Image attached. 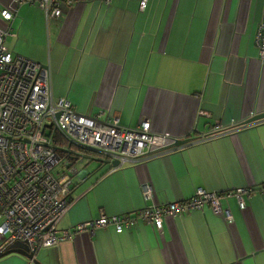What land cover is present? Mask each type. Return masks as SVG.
Listing matches in <instances>:
<instances>
[{
  "label": "crops",
  "instance_id": "0c3cea01",
  "mask_svg": "<svg viewBox=\"0 0 264 264\" xmlns=\"http://www.w3.org/2000/svg\"><path fill=\"white\" fill-rule=\"evenodd\" d=\"M140 3L86 0L46 16L34 3L0 0V8L15 11L8 49L49 67L54 98L65 96L79 113L103 121L134 127L148 118L157 133L191 138L115 169L97 153L71 148L82 155L58 166L75 172L72 203L56 227L100 213L133 215L197 187L253 188L243 208L235 196L221 198L231 221L206 206L164 218L159 229L138 219L121 231L112 224L81 231L34 256L41 264H264V119L243 124L264 111V58L255 42L264 0ZM142 181L152 187L146 199ZM0 264L37 263L11 252Z\"/></svg>",
  "mask_w": 264,
  "mask_h": 264
},
{
  "label": "built area",
  "instance_id": "2783aa9c",
  "mask_svg": "<svg viewBox=\"0 0 264 264\" xmlns=\"http://www.w3.org/2000/svg\"><path fill=\"white\" fill-rule=\"evenodd\" d=\"M19 1L38 5L46 16H59L63 5L86 0ZM146 1L141 0V8ZM14 15V10L0 8V17L5 20L0 24V249L13 242H23L35 254L39 248L72 239L81 231L92 235L97 227L108 224L121 231L138 219L159 229L164 218L206 206L231 221L229 209L221 204L223 196H235L238 206H245V196L253 188L250 184L223 191L197 187L187 198L145 205L133 215L100 213L70 228H57L58 220L72 203L70 190L75 172L71 164L58 171L66 158L60 147L79 146L107 160H116L111 166L115 169L174 148L160 149L174 138L155 132L148 118L141 119L134 127L124 126L116 118L103 121L97 115L79 113L65 96L54 98L49 67L28 56L13 55L5 43V37L14 34L11 25ZM255 42L264 58V11ZM262 183L260 190L264 195V175ZM140 188L144 199L151 197L148 181H142Z\"/></svg>",
  "mask_w": 264,
  "mask_h": 264
},
{
  "label": "water",
  "instance_id": "95a60500",
  "mask_svg": "<svg viewBox=\"0 0 264 264\" xmlns=\"http://www.w3.org/2000/svg\"><path fill=\"white\" fill-rule=\"evenodd\" d=\"M263 119H264V111H260V112H256L255 114H252L251 116H249L246 120L243 121V124H247V123H250V122L259 121V120H263ZM190 141H191V138H174L171 142L163 145L162 148H160V149H168V148H171V147L180 146V145H182L184 143H187V142H190ZM79 155H82V154L78 153V152L77 153L73 152L72 157H77ZM106 161L110 162L112 165H115L117 163L116 160H106ZM91 171H94V170H91ZM25 245L26 244L23 243V242H13L11 244H7L5 247L0 249V257L4 256L6 254H9L11 252H15V253H19L21 255H24L29 260H31V261H33V262H35L37 264H41L40 262H38L36 260L34 254L30 253L25 248Z\"/></svg>",
  "mask_w": 264,
  "mask_h": 264
},
{
  "label": "trees",
  "instance_id": "16d2710c",
  "mask_svg": "<svg viewBox=\"0 0 264 264\" xmlns=\"http://www.w3.org/2000/svg\"><path fill=\"white\" fill-rule=\"evenodd\" d=\"M70 146V145H69ZM72 147V146H71ZM74 148V147H73ZM77 148H79V150L81 151V152H84V153H91V151L90 150H87V149H83V148H80L79 146H77ZM75 149V148H74ZM59 150H60V152H62V156L64 157V156H66V157H69L70 155H71V153L69 154V150L70 149H65V148H62V147H60L59 148ZM74 152V151H73ZM77 152V151H76Z\"/></svg>",
  "mask_w": 264,
  "mask_h": 264
},
{
  "label": "rangeland",
  "instance_id": "374dc122",
  "mask_svg": "<svg viewBox=\"0 0 264 264\" xmlns=\"http://www.w3.org/2000/svg\"><path fill=\"white\" fill-rule=\"evenodd\" d=\"M74 148L76 149V150H79V148H77V146H74ZM93 154H95V152H92ZM82 157H78V159L77 160H79V159H81ZM76 160V161H77Z\"/></svg>",
  "mask_w": 264,
  "mask_h": 264
}]
</instances>
